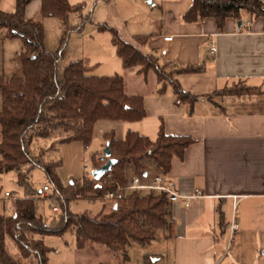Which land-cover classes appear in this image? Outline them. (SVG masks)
Returning a JSON list of instances; mask_svg holds the SVG:
<instances>
[{"label":"crops","instance_id":"crops-1","mask_svg":"<svg viewBox=\"0 0 264 264\" xmlns=\"http://www.w3.org/2000/svg\"><path fill=\"white\" fill-rule=\"evenodd\" d=\"M41 2L30 0L25 16L43 23L46 45L45 20L54 19V26L60 30L63 22L58 17L42 16ZM69 2L83 5L80 13H73L74 17L71 14L70 21L92 14L97 18L91 31L95 37L93 50L110 67L93 75L126 72V76L122 75L126 93L143 97L145 118L124 121L128 125L123 126V131L122 125H117L120 121H114L116 125L106 129L104 137L113 132L116 138L124 139L132 130L155 140L163 125L169 135L195 139L182 159L173 160L171 171L164 177L165 184L176 193L171 196V226L159 230L157 238L147 245H131L138 251L134 264H144L146 257L152 264H264V17L254 19L243 12L240 22L228 18L220 28L212 17L194 22L184 20L193 0ZM15 8L16 0H0V10L10 12ZM102 23L117 29L125 41L143 53L156 57L159 65H166V71H173V75L160 81L155 70L145 76L138 72V67L124 68L112 33L99 28ZM98 59L88 56L79 60L92 71L100 65ZM189 66L202 70L176 72ZM176 82L200 97L192 109L187 103H176ZM240 86L251 93L216 94ZM146 164L150 169L148 175L144 174L147 182L160 168L150 159ZM127 170L128 175L135 172L132 166ZM197 192L201 195L195 197ZM1 195L0 209L6 211L8 202L16 197L12 193L5 198ZM187 199L189 205L185 203ZM51 209L57 211L58 207ZM12 211L15 212L14 208ZM233 220L238 222L239 230L231 236L228 227ZM11 240L9 250L19 264H37L32 257H22ZM96 250L97 258L93 254ZM77 252H83L82 260H77ZM104 254L114 256L104 245L81 248L75 239V244H67L65 249L52 248L48 264H104L100 256Z\"/></svg>","mask_w":264,"mask_h":264},{"label":"trees","instance_id":"trees-1","mask_svg":"<svg viewBox=\"0 0 264 264\" xmlns=\"http://www.w3.org/2000/svg\"><path fill=\"white\" fill-rule=\"evenodd\" d=\"M29 1L16 0L14 11L0 10V40L18 37L24 42V49L17 56L21 73L0 75V174L17 171L19 181L26 185L32 170L40 167L54 185L55 192L61 193L59 200L64 216L57 224L48 225L37 214L34 198L30 195L17 197L14 215L0 212V264H19L17 256L9 250L8 238L14 241L22 257H32L37 264H48L51 248L36 236L60 235L71 228L76 231L79 247L101 244L114 254L127 258L131 245H147L157 238L159 230L171 226L172 197L158 190H125L94 216L70 212V200L97 198L114 191L117 184L126 186L128 167L132 166L135 172L144 175L148 159L168 174L173 160L182 159L195 139L188 135H169L163 125L155 140L132 130L124 139L116 138L113 132L106 134V144L110 143L111 157L116 160L111 171L99 181L85 177L65 191L57 172L61 161L45 160L47 153L56 150L57 144L71 141H80L89 147L97 122L140 121L145 118L146 110L142 96L126 93L125 81L120 74L93 75L83 60L73 61L60 71L59 63L65 56L64 43L73 32L82 31L87 23L92 22L91 15H86L81 16L79 25H71V14L80 13L83 5H72L69 0H42V16L58 17L63 22L61 45L53 52L45 45L43 23L25 16ZM243 12L254 19L264 17V1L193 0L184 20L194 22L212 17L222 28L228 18L240 22ZM99 28L112 33V41L124 68L138 67V72L145 76L155 70L160 81L173 75V71H166V65H159L156 57L125 41L117 29L104 23L99 24ZM201 70V67L189 66L176 72ZM174 89L176 103H187L190 109L200 98L185 91L177 82ZM248 93L251 90L242 86L216 92L237 96ZM42 139L54 141L50 147L33 151V143ZM93 160L96 168L104 165V162L95 161V157ZM144 264H152V261L146 257Z\"/></svg>","mask_w":264,"mask_h":264},{"label":"rangeland","instance_id":"rangeland-1","mask_svg":"<svg viewBox=\"0 0 264 264\" xmlns=\"http://www.w3.org/2000/svg\"><path fill=\"white\" fill-rule=\"evenodd\" d=\"M96 14L98 15V12H96ZM72 17H74V14ZM45 21V25L47 24L46 47L50 51L55 52L61 45L63 30L62 28L60 30L59 26H54V19L50 18ZM81 21L82 20L79 18L77 20L71 19L70 23L72 22L71 25L77 26L81 23ZM96 21L97 18L95 14H92V22L87 23L82 31L71 34L68 40L64 43L65 56L59 63L60 71H63L65 67L71 62L79 59H87L88 56H95L99 58L98 60L100 62V65H97L92 71H90L91 74H93V72L95 74L100 73L102 70L110 67L104 58H100V54L93 50L95 37L91 31L96 27ZM23 49L24 42L21 38H2L0 40V75L4 74L5 76H12L14 73H21V64L17 56ZM118 74L126 76V72L122 73L121 71V73ZM1 107L2 92L0 90V109ZM115 123L116 122L111 120H102V122H100L94 130L93 139L89 147H86L84 143L80 141H71L57 144L58 148L56 150H50L47 153L45 160L61 161L57 172L65 191L69 190L73 183L82 181L85 177H91V174L86 170V167L91 169L95 167L93 158L102 152L106 145V140L104 137L105 130L110 127H114V125H116ZM117 125H122L121 131H123V126L126 127L128 122L120 121ZM116 128L120 130V126ZM53 141L54 140L52 139H42L35 141L32 145V149L33 151L38 152L41 149L50 147ZM92 145H94V147H92ZM45 185H48L51 188L52 193L50 192L47 194L45 191H43ZM7 191L12 193L13 198L27 195H30L32 198H34L36 202L37 214L41 215L45 223L48 225L57 224L64 216V210L59 200L61 198V193L55 192L56 189L54 185L50 180H48L44 170L40 167H36L32 170L26 185L19 181L17 171H10L0 174V193L4 196V193ZM111 201L112 200H91L88 198L72 199L69 202V210L74 214L87 213L91 216H94L102 210L104 204L109 205ZM52 205H57L58 210L53 211L51 209ZM6 208V211H1L0 209V212L7 215H14L12 210L15 208V201H9L8 207ZM40 237L51 249L53 248L56 251L61 250V248L65 249L67 244L74 245L76 231L74 228H71L60 235L44 234ZM9 239L10 238H8V245ZM132 247L133 246H130L127 250V258H124L121 254L116 255L107 248L110 253L117 257V263L113 261L114 256L110 257V255L107 256L105 254L100 256L102 257L104 264H134L136 256L135 252L137 249ZM82 253L83 252H77V260H82ZM93 254H95L94 256L97 258L99 252L96 250L93 252ZM152 260L154 259L152 258Z\"/></svg>","mask_w":264,"mask_h":264},{"label":"built area","instance_id":"built-area-1","mask_svg":"<svg viewBox=\"0 0 264 264\" xmlns=\"http://www.w3.org/2000/svg\"><path fill=\"white\" fill-rule=\"evenodd\" d=\"M250 24V23H249ZM248 24V25H249ZM172 37H167V40H170ZM216 50V46L213 45L212 46V51ZM96 161H100V162H104L107 163L108 161V157L106 156L104 150L102 152H100L99 154L96 155ZM96 169V167L94 168H89L86 167V170L90 172L91 177L92 176V172L93 170ZM150 169L146 168L145 172L148 175ZM110 176V175H109ZM152 176L151 181H145V177L143 174L134 172L131 174H127V179L128 182L126 184V186H122L120 184H117V187L114 191H108L106 192L103 196H99L97 197V199L100 200H113L118 193L125 191V190H158V191H163L166 192L169 196H176L175 191H173L172 188H170L169 186H167L165 184V173L163 172V170L159 169V171L157 173H154ZM43 191H45V193H50L51 189L48 185H45L43 188ZM201 193L197 192L194 196H200ZM10 196L9 192H6V194L4 195V198ZM194 196L190 197L193 198ZM186 205H189V199L186 200ZM53 208L57 209V205H52ZM228 230L230 231L231 236L234 235L238 230H239V224L238 222H236L235 220H233L231 222V224L228 227Z\"/></svg>","mask_w":264,"mask_h":264},{"label":"water","instance_id":"water-1","mask_svg":"<svg viewBox=\"0 0 264 264\" xmlns=\"http://www.w3.org/2000/svg\"><path fill=\"white\" fill-rule=\"evenodd\" d=\"M241 24V23H240ZM104 152L106 156L108 157L107 163L102 165L99 168H96L92 172V176L95 180L99 181L104 175L109 173L113 167V165L116 163V160L111 157V148H110V143L107 142V144L104 147Z\"/></svg>","mask_w":264,"mask_h":264}]
</instances>
